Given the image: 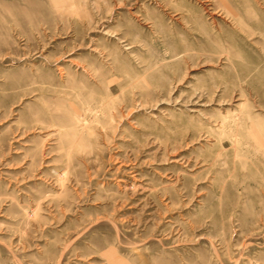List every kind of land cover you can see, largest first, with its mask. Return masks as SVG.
<instances>
[{
  "label": "rangeland",
  "instance_id": "obj_1",
  "mask_svg": "<svg viewBox=\"0 0 264 264\" xmlns=\"http://www.w3.org/2000/svg\"><path fill=\"white\" fill-rule=\"evenodd\" d=\"M0 264H264V0H0Z\"/></svg>",
  "mask_w": 264,
  "mask_h": 264
}]
</instances>
